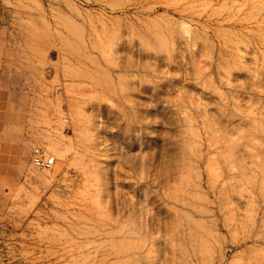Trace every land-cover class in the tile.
<instances>
[{"label":"rangeland","instance_id":"obj_1","mask_svg":"<svg viewBox=\"0 0 264 264\" xmlns=\"http://www.w3.org/2000/svg\"><path fill=\"white\" fill-rule=\"evenodd\" d=\"M0 29L47 134L0 156V264H264V0H0Z\"/></svg>","mask_w":264,"mask_h":264},{"label":"crops","instance_id":"obj_2","mask_svg":"<svg viewBox=\"0 0 264 264\" xmlns=\"http://www.w3.org/2000/svg\"><path fill=\"white\" fill-rule=\"evenodd\" d=\"M18 60L0 29V156L13 155L14 150L25 151L29 143L47 138L29 123L25 101H29L26 90L17 89ZM43 137V138H42Z\"/></svg>","mask_w":264,"mask_h":264},{"label":"built area","instance_id":"obj_3","mask_svg":"<svg viewBox=\"0 0 264 264\" xmlns=\"http://www.w3.org/2000/svg\"><path fill=\"white\" fill-rule=\"evenodd\" d=\"M30 163L42 170L50 169L54 162L55 158L53 154L44 146L34 145L30 150Z\"/></svg>","mask_w":264,"mask_h":264},{"label":"bare ground","instance_id":"obj_4","mask_svg":"<svg viewBox=\"0 0 264 264\" xmlns=\"http://www.w3.org/2000/svg\"><path fill=\"white\" fill-rule=\"evenodd\" d=\"M48 149V148H47Z\"/></svg>","mask_w":264,"mask_h":264}]
</instances>
